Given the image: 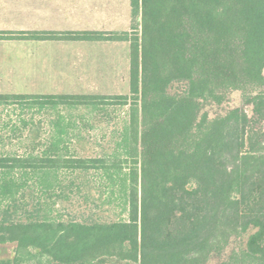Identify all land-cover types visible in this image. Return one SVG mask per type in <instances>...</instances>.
I'll return each instance as SVG.
<instances>
[{"label":"trees","instance_id":"1","mask_svg":"<svg viewBox=\"0 0 264 264\" xmlns=\"http://www.w3.org/2000/svg\"><path fill=\"white\" fill-rule=\"evenodd\" d=\"M130 7L129 31H0V39L130 44L129 94L0 93V105L56 114L42 151L40 125L24 153L0 147V247L12 246L0 264H264V0ZM234 91L242 106L205 110ZM109 105L127 106L112 154L63 144L66 135L85 149L80 129ZM92 169L118 182L126 219H65L21 204L30 180L52 194L62 171Z\"/></svg>","mask_w":264,"mask_h":264},{"label":"rangeland","instance_id":"2","mask_svg":"<svg viewBox=\"0 0 264 264\" xmlns=\"http://www.w3.org/2000/svg\"><path fill=\"white\" fill-rule=\"evenodd\" d=\"M31 26L129 31L130 0H0V28ZM0 93L129 94L130 44L127 41L0 42ZM242 105V93L234 91L226 104L208 105L205 110L214 116L228 107ZM245 108L251 114V108ZM99 117L80 129L85 149L68 140L66 135L63 144L83 154L84 151L89 155L112 154L127 118V106L109 105ZM23 119L29 123L23 124ZM51 119H56L54 111L0 105L1 151L22 154L29 150L32 146L30 132L38 125L41 126L38 148L42 151L55 133ZM124 166L128 168L126 163ZM60 176L62 187L52 194L44 193L30 180L20 193L25 201L21 204L29 211L38 208L41 213L63 215L65 219L127 218L123 191L118 182L112 184L101 171H62ZM11 249V245L0 247V258L10 257ZM209 264H217V261Z\"/></svg>","mask_w":264,"mask_h":264},{"label":"crops","instance_id":"3","mask_svg":"<svg viewBox=\"0 0 264 264\" xmlns=\"http://www.w3.org/2000/svg\"><path fill=\"white\" fill-rule=\"evenodd\" d=\"M39 30H55V31H67V30H61V29H47V28H34V26H31V28H0V31L3 32H29V31H39ZM35 41H58L61 42V40H35V39H28V38H9V39H0V42H20V43H24V42H35Z\"/></svg>","mask_w":264,"mask_h":264}]
</instances>
